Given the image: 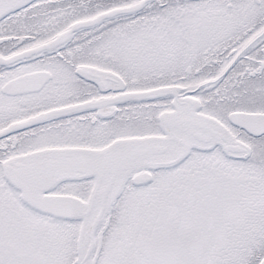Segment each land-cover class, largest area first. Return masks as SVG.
Listing matches in <instances>:
<instances>
[{
	"label": "snow or ice",
	"instance_id": "6c2138e0",
	"mask_svg": "<svg viewBox=\"0 0 264 264\" xmlns=\"http://www.w3.org/2000/svg\"><path fill=\"white\" fill-rule=\"evenodd\" d=\"M0 264H264V0H0Z\"/></svg>",
	"mask_w": 264,
	"mask_h": 264
}]
</instances>
